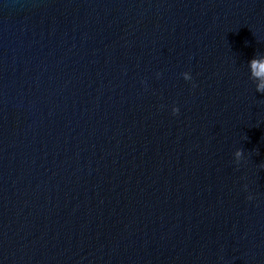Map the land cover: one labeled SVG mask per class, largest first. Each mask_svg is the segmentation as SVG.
<instances>
[{
    "label": "water",
    "instance_id": "95a60500",
    "mask_svg": "<svg viewBox=\"0 0 264 264\" xmlns=\"http://www.w3.org/2000/svg\"><path fill=\"white\" fill-rule=\"evenodd\" d=\"M259 55L264 0H0V264H264Z\"/></svg>",
    "mask_w": 264,
    "mask_h": 264
},
{
    "label": "clouds",
    "instance_id": "9594fccd",
    "mask_svg": "<svg viewBox=\"0 0 264 264\" xmlns=\"http://www.w3.org/2000/svg\"><path fill=\"white\" fill-rule=\"evenodd\" d=\"M261 64H264V55H259L258 57L255 56L254 58H252L249 61V65L250 66H255L257 68ZM181 75H182L183 79H185V80H191L192 79V77H191V75H190L189 72H183ZM256 91L257 92L264 93V77H261L260 81L257 83V85H256ZM172 112H173V114H176L178 112V108L173 107L172 108ZM242 156H243L242 150L237 149L235 151V153H234V157H235V160H236L237 163L240 161V159H241ZM248 198L251 199L252 197L249 196Z\"/></svg>",
    "mask_w": 264,
    "mask_h": 264
}]
</instances>
